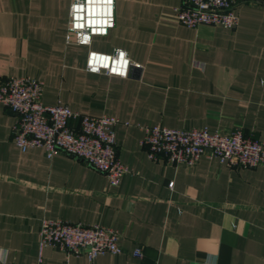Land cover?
I'll list each match as a JSON object with an SVG mask.
<instances>
[{
    "label": "crops",
    "instance_id": "obj_1",
    "mask_svg": "<svg viewBox=\"0 0 264 264\" xmlns=\"http://www.w3.org/2000/svg\"><path fill=\"white\" fill-rule=\"evenodd\" d=\"M71 1L0 0V77L39 78L45 103L119 117L130 171L112 185L81 158L22 150L17 114L0 101V258L37 264L48 216L115 227L122 251L90 258L48 245L42 264H264L263 167L208 155L172 163L141 143L150 123L264 137V1L239 3L229 28L183 24V0H116L115 26L90 44L66 39ZM115 47L141 67L127 77L87 70L89 49Z\"/></svg>",
    "mask_w": 264,
    "mask_h": 264
},
{
    "label": "built area",
    "instance_id": "obj_2",
    "mask_svg": "<svg viewBox=\"0 0 264 264\" xmlns=\"http://www.w3.org/2000/svg\"><path fill=\"white\" fill-rule=\"evenodd\" d=\"M264 0H183L175 6L180 22L196 27L200 24L238 26L240 18L236 6L242 2ZM116 24V0H72L67 41L90 44L96 35H106ZM134 62L123 47L112 51L89 49L86 68L91 72H106L127 77ZM44 82L30 75L0 77V101L17 114L12 125V136L22 149L43 147L48 157L64 152L85 160L93 168L105 173L110 184L117 185L130 171L117 151L116 125L120 118L114 114L92 115L71 108L58 101H43ZM141 143L148 155L172 163L194 164L203 155L216 156L223 162L264 168V137L246 135L237 127L228 132L208 128H182L160 123L145 124ZM171 180L169 185H173ZM121 232L100 223H85L43 216L39 229V257L52 245L67 252L87 253L90 258L110 252L119 253ZM133 254L142 256L137 246ZM0 264H20L0 258Z\"/></svg>",
    "mask_w": 264,
    "mask_h": 264
}]
</instances>
